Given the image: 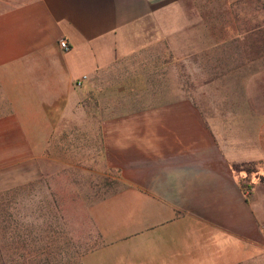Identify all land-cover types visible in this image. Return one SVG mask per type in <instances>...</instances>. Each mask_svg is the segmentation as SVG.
<instances>
[{
	"label": "crops",
	"instance_id": "1",
	"mask_svg": "<svg viewBox=\"0 0 264 264\" xmlns=\"http://www.w3.org/2000/svg\"><path fill=\"white\" fill-rule=\"evenodd\" d=\"M246 1L0 0V170L23 158L34 169L98 157L123 183L91 204L100 244L81 264H257L264 256V182L236 168L264 167V39L250 33L246 42ZM180 17L203 25L201 41L234 60L194 70L234 72L249 93L202 113L178 95L164 112L99 111L100 95L113 102L118 67L146 57ZM209 24L220 27L212 38ZM206 47L190 43V53Z\"/></svg>",
	"mask_w": 264,
	"mask_h": 264
},
{
	"label": "rangeland",
	"instance_id": "2",
	"mask_svg": "<svg viewBox=\"0 0 264 264\" xmlns=\"http://www.w3.org/2000/svg\"><path fill=\"white\" fill-rule=\"evenodd\" d=\"M250 3L245 2L243 15L253 21L242 24L248 45L250 33L264 39V0H259L257 7ZM195 14L194 9L188 12L190 16ZM176 21L165 25L167 31L172 30V36L159 40L146 57L131 59L118 67L120 70L113 73V102L108 103L107 97L100 95L99 111L130 115L164 112L169 106L165 100L178 95L179 100L189 99L190 106L202 113L212 109V105L237 106L236 99L249 93V88L243 89L242 80L230 78L234 72L195 71L202 65L217 66L219 60L229 63L232 57L218 55L213 41H201L203 25L190 28L184 25L182 17ZM194 27L200 31L199 38L190 42L188 36L196 33ZM205 27L211 32L209 38L220 32L217 24ZM190 43L207 44L205 54H196L194 49V54L190 53ZM178 107L180 112L187 111V105ZM130 122L138 125V120ZM151 122L155 127V121ZM39 163L40 168L33 169L23 158L0 170V264H81L82 256L100 244L90 206L97 196L122 188L123 183L116 180L119 173L98 157L70 161L73 165ZM236 168L249 175L256 171L259 176L264 174L262 166L258 170L252 164ZM257 264H264V256L259 257Z\"/></svg>",
	"mask_w": 264,
	"mask_h": 264
},
{
	"label": "built area",
	"instance_id": "3",
	"mask_svg": "<svg viewBox=\"0 0 264 264\" xmlns=\"http://www.w3.org/2000/svg\"><path fill=\"white\" fill-rule=\"evenodd\" d=\"M60 45H61L62 48H64V49H68V48H69V43H68V41H66V40H62V41L60 42ZM77 84L80 85V84H81V81L79 80V81L77 82Z\"/></svg>",
	"mask_w": 264,
	"mask_h": 264
},
{
	"label": "trees",
	"instance_id": "4",
	"mask_svg": "<svg viewBox=\"0 0 264 264\" xmlns=\"http://www.w3.org/2000/svg\"><path fill=\"white\" fill-rule=\"evenodd\" d=\"M259 178L262 182H264V174L260 175Z\"/></svg>",
	"mask_w": 264,
	"mask_h": 264
}]
</instances>
